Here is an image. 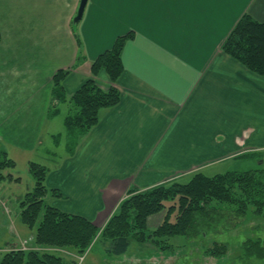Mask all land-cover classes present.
I'll return each mask as SVG.
<instances>
[{
  "label": "crops",
  "instance_id": "0c3cea01",
  "mask_svg": "<svg viewBox=\"0 0 264 264\" xmlns=\"http://www.w3.org/2000/svg\"><path fill=\"white\" fill-rule=\"evenodd\" d=\"M80 3L0 0V149L16 165L5 172L11 180L0 181L8 214L11 189L2 184L21 187L20 165L30 180V163L48 169L46 187L59 196L48 193L47 205L103 228L131 188L264 152V78L222 52L244 15L264 23V0H88L75 23ZM129 33L120 79L95 78L105 91L116 88L120 103L102 110L72 150L59 151L62 132L70 133L50 123L54 75L70 71L63 82L70 99L93 78L99 55ZM80 51L85 61L76 67ZM56 108L65 117L70 106ZM23 236L0 253L34 239Z\"/></svg>",
  "mask_w": 264,
  "mask_h": 264
},
{
  "label": "trees",
  "instance_id": "16d2710c",
  "mask_svg": "<svg viewBox=\"0 0 264 264\" xmlns=\"http://www.w3.org/2000/svg\"><path fill=\"white\" fill-rule=\"evenodd\" d=\"M132 38L130 33L117 38L110 50L99 55L91 67L93 78L70 99L63 86L70 71L61 70L54 75L53 109L60 103L69 104L64 125L69 136H76L75 141L98 124L102 110L120 103V92L114 87L101 89L95 78L103 73L112 84L120 79L125 71L124 47ZM222 52L264 78V23L244 15L223 43ZM83 61L85 57L80 51L75 66ZM15 167L7 152L0 149V181L10 179L5 172ZM29 173L34 187L20 202L19 216L21 223L34 233V247L27 251L11 250L3 255L0 264H77L48 250H66L83 258L98 241L106 242L107 251L115 256L125 255L132 242L142 246L148 242L164 244L160 249L167 250L172 247L171 239L204 237L205 230L220 220L228 219L237 226L249 214L264 215V169L230 171L211 177L197 171L186 184L172 180L142 191L131 188L103 228L45 203L48 193L59 196L57 190L50 192L46 187L45 166L30 163ZM160 214H163L160 226L150 231L149 218ZM242 249L248 259H264L261 239L244 242ZM228 250L227 245L215 243L205 254L222 258Z\"/></svg>",
  "mask_w": 264,
  "mask_h": 264
},
{
  "label": "rangeland",
  "instance_id": "374dc122",
  "mask_svg": "<svg viewBox=\"0 0 264 264\" xmlns=\"http://www.w3.org/2000/svg\"><path fill=\"white\" fill-rule=\"evenodd\" d=\"M66 108L67 107H65V109ZM56 110L57 108H52L50 123L54 122L55 124L56 121L59 122V127L63 130L62 123H64L67 113L64 114V111L63 116L65 117H60V115H57ZM56 117L57 119H55ZM55 126L58 127L56 124ZM65 130L66 129H64V131ZM62 136L63 139L61 137L60 141H58L60 144L58 150L63 151L66 148H72L76 142V136H69L67 133L64 134L63 132ZM259 169H264V152L262 151L245 160L226 161L211 167L202 168L201 172L206 176L211 177L230 171L245 172ZM16 171L22 173L23 183L21 187H18L19 185L15 183H7L6 185L2 184V186H6L5 188L7 190L11 189L9 195L12 199H9H11L12 203L8 205L10 208L8 210L11 212V214H8L7 210L1 207L2 202L0 201V251L5 249L10 241H17V239L19 241L20 238L24 237L23 235H26L25 237H27L34 234L29 228L21 223L19 216L20 202L23 201L25 197V191H31L32 183L30 182L34 181L33 179H28L29 177L26 175L25 168H22L21 165ZM190 178L191 176L187 175L179 178L177 182L186 184L189 182ZM18 188H20L21 191ZM14 199H20L19 203L15 202ZM157 219H163V214L157 215L151 219V222L148 225L150 231L157 229L153 226ZM16 227H22L21 230H19V238L17 236V230L15 231ZM205 232L204 237L173 238L169 242L172 247L167 250L160 249L164 244L155 245L153 242H148L142 246L136 242H132L128 252L122 256H115L112 253H109L107 251L106 242L98 241L83 258L76 256V258L71 261H75L77 264H264V259H248L242 249L243 243L248 240L261 239L264 242V215L254 216L249 214L246 218L242 219L237 226H234L228 219L220 220L209 229L205 230ZM215 243L228 246V253L224 257L213 258L208 257L205 254V251ZM57 254L65 258L67 261H70L69 257L61 255L60 253ZM2 257L3 254L0 253V260ZM84 260L86 261L84 262Z\"/></svg>",
  "mask_w": 264,
  "mask_h": 264
},
{
  "label": "water",
  "instance_id": "95a60500",
  "mask_svg": "<svg viewBox=\"0 0 264 264\" xmlns=\"http://www.w3.org/2000/svg\"><path fill=\"white\" fill-rule=\"evenodd\" d=\"M87 2H88V0H81L78 14L74 20L75 23L79 22L82 19L86 5H87Z\"/></svg>",
  "mask_w": 264,
  "mask_h": 264
},
{
  "label": "built area",
  "instance_id": "2783aa9c",
  "mask_svg": "<svg viewBox=\"0 0 264 264\" xmlns=\"http://www.w3.org/2000/svg\"><path fill=\"white\" fill-rule=\"evenodd\" d=\"M33 242H34L33 239L25 240L24 242L21 243V245H20V250H24V251L32 250L33 247L29 246V244H31V243H33Z\"/></svg>",
  "mask_w": 264,
  "mask_h": 264
}]
</instances>
